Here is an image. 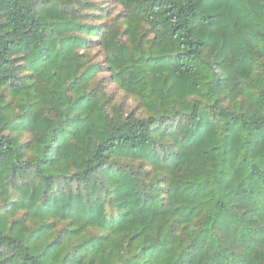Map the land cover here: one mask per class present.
<instances>
[{
    "label": "trees",
    "instance_id": "obj_1",
    "mask_svg": "<svg viewBox=\"0 0 264 264\" xmlns=\"http://www.w3.org/2000/svg\"><path fill=\"white\" fill-rule=\"evenodd\" d=\"M0 264H264V0H0Z\"/></svg>",
    "mask_w": 264,
    "mask_h": 264
},
{
    "label": "rangeland",
    "instance_id": "obj_2",
    "mask_svg": "<svg viewBox=\"0 0 264 264\" xmlns=\"http://www.w3.org/2000/svg\"><path fill=\"white\" fill-rule=\"evenodd\" d=\"M108 90L114 94V104L118 106L125 105L128 112L135 110L137 108V102L132 98H126L125 94L118 90L114 85L109 86Z\"/></svg>",
    "mask_w": 264,
    "mask_h": 264
}]
</instances>
